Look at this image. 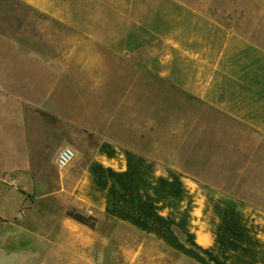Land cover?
Instances as JSON below:
<instances>
[{"label":"crops","instance_id":"obj_1","mask_svg":"<svg viewBox=\"0 0 264 264\" xmlns=\"http://www.w3.org/2000/svg\"><path fill=\"white\" fill-rule=\"evenodd\" d=\"M13 1L29 15L18 36L0 34V44H7L17 78L22 65L32 66L36 88L46 82L51 89L23 94L0 76V90L17 104L2 108L10 123L0 125V140L13 141L11 122L24 118L31 132L26 142H57L55 162L62 149H74L79 164L65 191L86 216L107 215L216 264H264V0ZM103 81L131 82L138 93L169 98L146 107L144 125L131 108L111 113L104 103L110 92L89 109ZM177 92L220 124L207 119L217 132L207 149L200 142L195 171L187 148L196 145L198 125L184 126V158L160 151L176 146V122L162 120L175 113ZM80 98L87 106L82 114L74 108ZM200 125L204 131L203 120ZM36 209L0 174V220L28 218Z\"/></svg>","mask_w":264,"mask_h":264},{"label":"rangeland","instance_id":"obj_2","mask_svg":"<svg viewBox=\"0 0 264 264\" xmlns=\"http://www.w3.org/2000/svg\"><path fill=\"white\" fill-rule=\"evenodd\" d=\"M28 15L26 9L15 1L0 0V34L17 37L18 24L21 25ZM51 27L55 28V26ZM29 35L33 36L31 31ZM34 36L40 37L37 34ZM0 50V76L7 81L9 78L14 88L18 87L23 94L51 89V84L46 82L39 84V89L36 88L33 80L38 76V71L32 66L22 65L17 78L14 66L12 67L8 62L10 54L7 44H0ZM133 85L131 82L123 84L119 81L99 83L97 91L93 93L96 95V103L94 106H88L89 109L94 111L104 99L103 92L105 96L110 92V98H105L104 103L110 104L111 113L119 107L131 108L138 113L141 124L147 125L150 120L147 118L143 120L148 112L146 107L154 103L158 107L159 98L169 97H163L161 94L158 97V93L155 95L138 93L132 88ZM124 93L125 98L122 96ZM81 101V98L74 100V108L76 111L80 110L79 113L82 114L87 106ZM173 101L175 105L172 108L175 113L170 119L169 116H163L165 121L162 120V123L176 122L178 128L176 146L160 148V151L162 154H167L171 150H176L177 153L183 154L182 158H184L186 150L184 126L191 123H194V126L198 125L192 133V143L196 145L187 148L193 154L189 166L195 171L201 168V164L194 158L196 154H200V142L205 139L207 149L208 139L215 138L217 132L216 129H209L210 124L207 119L212 118L214 121L212 126L216 127L217 116L205 113L198 102L179 92L175 94ZM163 102L164 100L162 107H168ZM69 104L70 102H67L65 105ZM16 105L7 93L0 90V125L10 123V116L1 114L2 108L7 110ZM155 120L157 125L158 119ZM201 120L204 122V131L201 130ZM11 123L14 140H0V174L4 176L7 184L24 192L37 209L28 218L24 214H17L16 217L8 218L6 222L0 220V264H216L203 252L201 254L193 252L191 257L188 249L185 251L184 247L174 248L162 244L107 215H91L97 219L95 230L75 221L70 223L67 212L75 210L74 201L65 190L71 170L79 164L77 154L73 162L66 169L61 170L55 162V155L59 149L55 140L37 141L30 137L26 142V136L31 134L29 124L24 118ZM81 164L85 165V163ZM181 168L184 170V160ZM39 175L43 177H37ZM58 192L62 195H58L60 194ZM46 221L49 222V227L42 228V222ZM46 235L54 242H47ZM181 237L185 238L183 234ZM200 241H204L203 238L199 239V244ZM204 242V245H200L207 246L206 241Z\"/></svg>","mask_w":264,"mask_h":264},{"label":"trees","instance_id":"obj_3","mask_svg":"<svg viewBox=\"0 0 264 264\" xmlns=\"http://www.w3.org/2000/svg\"><path fill=\"white\" fill-rule=\"evenodd\" d=\"M42 116L48 121V122H51V123H55L57 120L56 118L48 115V114H45V113H41ZM67 216L76 221L77 223L79 224H82L92 230H95L96 229V225H97V219L94 217V216H86L76 210H70L67 212Z\"/></svg>","mask_w":264,"mask_h":264},{"label":"built area","instance_id":"obj_4","mask_svg":"<svg viewBox=\"0 0 264 264\" xmlns=\"http://www.w3.org/2000/svg\"><path fill=\"white\" fill-rule=\"evenodd\" d=\"M76 158V152L70 147L62 149L57 157V167L61 170L66 169Z\"/></svg>","mask_w":264,"mask_h":264},{"label":"bare ground","instance_id":"obj_5","mask_svg":"<svg viewBox=\"0 0 264 264\" xmlns=\"http://www.w3.org/2000/svg\"><path fill=\"white\" fill-rule=\"evenodd\" d=\"M200 244L204 245V244H205V242H204V241H200Z\"/></svg>","mask_w":264,"mask_h":264}]
</instances>
